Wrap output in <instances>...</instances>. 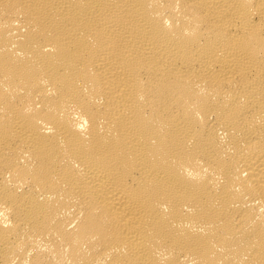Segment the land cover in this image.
<instances>
[{"label":"bare ground","instance_id":"1","mask_svg":"<svg viewBox=\"0 0 264 264\" xmlns=\"http://www.w3.org/2000/svg\"><path fill=\"white\" fill-rule=\"evenodd\" d=\"M0 264H264V0H0Z\"/></svg>","mask_w":264,"mask_h":264}]
</instances>
